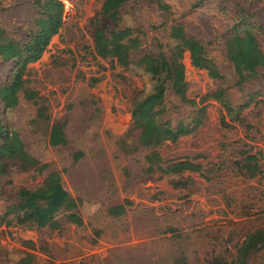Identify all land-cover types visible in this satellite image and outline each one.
Listing matches in <instances>:
<instances>
[{"label": "rangeland", "instance_id": "374dc122", "mask_svg": "<svg viewBox=\"0 0 264 264\" xmlns=\"http://www.w3.org/2000/svg\"><path fill=\"white\" fill-rule=\"evenodd\" d=\"M102 1L61 0L62 26L24 77L48 123L37 120L35 107L22 98L7 115L26 152L46 169L11 167L0 177L1 215L19 188L33 189L48 171L57 172L61 187L78 201L82 225L62 215L56 230L1 225L0 264H18L23 253L33 255V264H228L244 236L264 228V163L253 178L241 169L245 155L264 150V69L235 84L241 66L227 60L224 39L243 17L264 53V0H126L119 25L139 40L126 67L93 53V20ZM33 12L29 0H0V30L20 40L32 29ZM175 25L196 41L178 61L177 87L195 103L207 96L205 117L192 134L157 153L163 161L188 159L214 171L206 177L146 174V151L125 155L116 144L130 125L132 95L151 88L135 63L159 53L168 59ZM199 44L209 66L196 56ZM10 69V62L0 61V85ZM165 105L161 121L172 126L193 117V107L182 106L169 87ZM55 121L63 123L66 144L49 147ZM123 202L122 215L107 214ZM247 264H264V249Z\"/></svg>", "mask_w": 264, "mask_h": 264}, {"label": "trees", "instance_id": "16d2710c", "mask_svg": "<svg viewBox=\"0 0 264 264\" xmlns=\"http://www.w3.org/2000/svg\"><path fill=\"white\" fill-rule=\"evenodd\" d=\"M34 12L31 15L32 29L28 30L20 40H13L0 30V61L10 62L11 69L6 82L0 85V177L7 174L11 167L20 172L29 170L42 171L45 165L28 154L17 131L7 121V115L18 105L19 99L30 102L35 107V118L48 123L46 108L37 93L25 85V70L27 65L39 60L45 51L49 40L57 34L62 26L63 5L61 0H29ZM126 0H103L100 9L93 20L91 34L93 53L100 59H115L123 67L129 65V54L139 46L137 36L128 27L120 23V8ZM165 1V0H157ZM239 17V16H238ZM245 18L239 17L232 27V33L224 39V52L228 61H237L241 69L236 73L237 85H242L254 79L260 69H264V53L258 46L254 34L242 23ZM176 35L169 39L172 48L169 58L162 53L155 57L143 55L135 63L148 77L150 90L139 91L130 100V125L127 131L116 141L119 151L125 155L145 150L144 173L160 174L173 177L184 173H194L206 177L214 171H203L201 166L188 160L177 159L163 161L157 151L166 143L174 144L182 137L192 134L203 123L205 105L202 98L195 103L179 91L177 83L180 78L178 61L182 53L196 41L188 37L181 25L172 28ZM196 56L205 66L204 51L198 45ZM127 60V62H126ZM182 106L193 107L192 115L186 123L177 122L174 126L169 121H161L167 108L165 105L166 88ZM230 114V113H228ZM135 135V136H134ZM133 136V137H132ZM66 139L62 122H52L48 135L49 147L64 146ZM81 154L75 153L74 160ZM261 162L264 163V150L253 155H245L241 159V169L247 178H253L260 173ZM116 205L107 210L111 217L124 213V206ZM57 215H62L65 221L76 227L82 225L78 212V201L61 187L60 176L55 171H48L41 183L33 189L19 188L13 201L4 207L0 215V226L14 223L19 227L59 229ZM264 249V228L247 233L237 249L233 259L228 264H247L254 253ZM33 255L23 253L18 264H33ZM181 264H185L181 261Z\"/></svg>", "mask_w": 264, "mask_h": 264}]
</instances>
